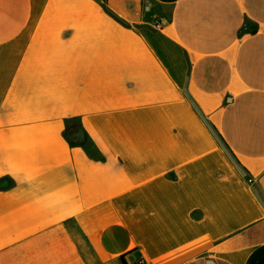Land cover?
<instances>
[{
    "label": "crops",
    "instance_id": "crops-1",
    "mask_svg": "<svg viewBox=\"0 0 264 264\" xmlns=\"http://www.w3.org/2000/svg\"><path fill=\"white\" fill-rule=\"evenodd\" d=\"M123 255L264 264V0H0V264Z\"/></svg>",
    "mask_w": 264,
    "mask_h": 264
},
{
    "label": "trees",
    "instance_id": "trees-1",
    "mask_svg": "<svg viewBox=\"0 0 264 264\" xmlns=\"http://www.w3.org/2000/svg\"><path fill=\"white\" fill-rule=\"evenodd\" d=\"M65 135L71 143H83L86 142V134L80 123H73L69 128H67ZM92 148V147H90ZM121 260L125 263L124 255Z\"/></svg>",
    "mask_w": 264,
    "mask_h": 264
},
{
    "label": "built area",
    "instance_id": "built-area-1",
    "mask_svg": "<svg viewBox=\"0 0 264 264\" xmlns=\"http://www.w3.org/2000/svg\"><path fill=\"white\" fill-rule=\"evenodd\" d=\"M162 27V25H161V23L160 22H158L157 24H156V28H161ZM253 179H250V181H252Z\"/></svg>",
    "mask_w": 264,
    "mask_h": 264
}]
</instances>
